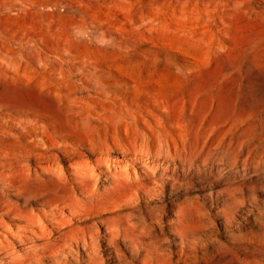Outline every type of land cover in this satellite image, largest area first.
<instances>
[{
	"label": "rangeland",
	"instance_id": "obj_1",
	"mask_svg": "<svg viewBox=\"0 0 264 264\" xmlns=\"http://www.w3.org/2000/svg\"><path fill=\"white\" fill-rule=\"evenodd\" d=\"M0 264H264V0H0Z\"/></svg>",
	"mask_w": 264,
	"mask_h": 264
}]
</instances>
